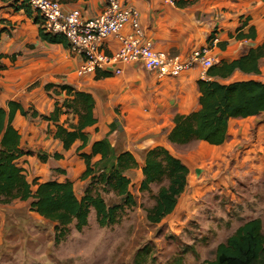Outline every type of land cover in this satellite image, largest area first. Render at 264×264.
<instances>
[{
  "label": "crops",
  "instance_id": "crops-1",
  "mask_svg": "<svg viewBox=\"0 0 264 264\" xmlns=\"http://www.w3.org/2000/svg\"><path fill=\"white\" fill-rule=\"evenodd\" d=\"M58 1L66 10L81 9L86 18L99 15L104 6V0ZM125 4L138 11L141 26L154 48L181 60L187 59L193 50L209 46L218 64L238 59L264 43V0H125ZM17 5L13 0H0V108L8 111L12 102L27 112L24 116L17 110L12 126L20 135L19 147L23 153L17 165L23 169L28 183L57 180L69 181L73 187L75 183L86 186L80 179L85 170L77 151L80 142L65 150L54 138L57 125L67 127L75 123L76 118L72 114H60L56 122L44 118L67 98L60 88L66 85L76 92L91 94L95 101L97 123L85 130L89 144L83 152L89 154L91 144L107 139L118 152L131 153L137 168L128 171L127 176L136 173L138 190L143 179V153L163 147L187 166L186 187L194 192L215 185L216 177H221V183L230 162L239 156L236 164L244 170L241 177L244 185L240 186L241 190L231 191L226 178L223 181L226 189H222L231 199L227 209L234 208L239 213L235 217L238 223L232 222V233L251 219H260L264 226V112L230 119L226 140L221 145L204 141L174 145L168 135L174 127L175 115L196 111L199 108L197 82L212 79L203 76L206 71L199 64L177 77H160L141 63L122 65L119 75H115L111 67L107 71L78 76L76 70L81 59L72 56L66 44L42 40L38 13L31 8L28 13L16 8ZM251 27L253 39L237 37L240 32L248 34ZM211 36L218 42L211 43ZM105 44L108 52H114L118 46L114 39ZM262 61L264 57L258 62L259 74L235 70L230 77L216 80L231 83L228 80L236 76L262 82ZM33 112L38 116H32ZM238 145L242 148L236 151ZM178 147L183 148L179 153ZM54 154H59L60 158H55ZM55 169L64 170L65 174H57ZM236 176L240 178L241 173ZM236 184L240 185L237 181ZM256 184L261 185L253 189ZM180 202L175 209L187 210L186 201Z\"/></svg>",
  "mask_w": 264,
  "mask_h": 264
},
{
  "label": "trees",
  "instance_id": "trees-1",
  "mask_svg": "<svg viewBox=\"0 0 264 264\" xmlns=\"http://www.w3.org/2000/svg\"><path fill=\"white\" fill-rule=\"evenodd\" d=\"M6 1V0H5ZM10 1V0H7ZM16 8L30 11L26 1L19 2ZM39 20L37 19L36 22ZM39 37L47 43L66 44L60 34L45 32L39 22ZM238 38H254L251 27L248 34L239 33ZM264 57V43L251 48L247 53L232 61H221L210 67L206 75L210 80H199V108L187 115H175L174 127L168 135L170 143L178 146L194 141H204L218 146L227 137L230 119L257 116L264 112V82L240 80L222 83L216 78L226 79L235 70L244 74H259V60ZM67 98L47 120L56 122L60 114H72L75 123L67 127L57 125L54 138L59 140L65 150L75 142L85 170L80 179L86 182L81 198L75 194L69 181L50 180L44 183H28L23 169L17 165L22 156L20 135L12 126L17 110L21 115L27 112L18 104L9 103L8 111L0 108V205L13 201H29V210L54 224L55 239L60 241L68 227L75 224L80 231L87 224L90 210L95 212L97 223L106 227L116 223L120 214L135 206V197L130 191L131 180L127 172L137 168V162L129 152H118L107 139L94 142L90 153L83 150L89 144L86 129L97 123L94 116L95 101L91 94L76 92L71 87L61 85ZM32 116H38L33 112ZM60 158L59 154L53 155ZM98 157L97 159H94ZM57 174L64 170L55 169ZM142 182L140 191L150 192L153 184H159L153 195L154 204L144 209L146 220L159 224L176 208L178 199L185 191L189 170L176 156L163 147H156L143 153ZM32 187H35L34 189ZM113 195L117 204L108 205L103 196ZM201 264H264V231L260 219L242 223L224 242L217 245L214 258Z\"/></svg>",
  "mask_w": 264,
  "mask_h": 264
},
{
  "label": "rangeland",
  "instance_id": "rangeland-1",
  "mask_svg": "<svg viewBox=\"0 0 264 264\" xmlns=\"http://www.w3.org/2000/svg\"><path fill=\"white\" fill-rule=\"evenodd\" d=\"M238 80L242 79L235 76L228 82ZM241 148L242 145H238L236 151ZM182 149L176 150L179 153ZM239 158H233L224 174L231 191L241 190L244 185L241 179L244 170L236 164ZM240 173L238 178L236 175ZM135 174H129L134 207L126 209L116 223L106 227L98 225L91 209L86 226L78 231L73 223L60 241L55 239L54 224L30 211L29 201L0 205V264H201L212 260L217 245L232 234V222L238 223L235 217L239 213L226 207L231 201L222 192L226 189L223 184L226 178L219 183L221 177H216L215 185L203 191L194 192L186 187L178 203L180 199H183L182 204L185 200L188 209L177 208L159 224H151L146 220L144 209L154 204L153 195L159 184L151 185L150 192L137 190ZM260 185H253V189ZM73 188L81 198L85 187L75 183ZM103 198L108 205L119 203L111 194Z\"/></svg>",
  "mask_w": 264,
  "mask_h": 264
},
{
  "label": "built area",
  "instance_id": "built-area-1",
  "mask_svg": "<svg viewBox=\"0 0 264 264\" xmlns=\"http://www.w3.org/2000/svg\"><path fill=\"white\" fill-rule=\"evenodd\" d=\"M18 1H26L38 13L45 32L65 38L70 54L81 59L76 70L78 76L107 71L111 67L112 72L119 75L122 65L141 63L160 77H177L196 64L207 71L218 62L209 46L193 50L185 60L155 49L141 26L138 11L127 6L125 0H104L101 13L91 18H86L78 8L64 10L57 0ZM109 39L118 44L114 52L106 50L105 43ZM210 42L218 40L211 36Z\"/></svg>",
  "mask_w": 264,
  "mask_h": 264
}]
</instances>
